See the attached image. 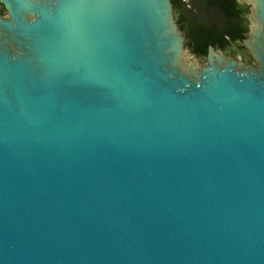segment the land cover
I'll return each mask as SVG.
<instances>
[{"label":"water","instance_id":"95a60500","mask_svg":"<svg viewBox=\"0 0 264 264\" xmlns=\"http://www.w3.org/2000/svg\"><path fill=\"white\" fill-rule=\"evenodd\" d=\"M239 1L254 64L192 61L171 0H0V264H264V0Z\"/></svg>","mask_w":264,"mask_h":264},{"label":"flooded vegetation","instance_id":"af4514ba","mask_svg":"<svg viewBox=\"0 0 264 264\" xmlns=\"http://www.w3.org/2000/svg\"><path fill=\"white\" fill-rule=\"evenodd\" d=\"M234 3L238 5L237 7L241 8L240 11L242 15V19H241L242 25L237 35L236 33L233 34L229 32H227V34L224 35L225 39L228 40L232 39L234 42L228 43L227 46H220L217 44V42L213 43L212 45L219 47L228 56L241 60L244 63L254 64V60L252 59L248 50L245 49V47L242 45V40L244 39V37L248 32L249 21L247 16L249 12V5L239 0H234ZM171 4H172L174 20L177 24V27L179 28L180 31H182L184 35V46L187 48L188 52L191 55H194L202 60L205 59L207 53V47L210 44H207L206 51L204 54L198 55L194 51L193 46L191 47L187 46L188 35L191 32L195 33L197 29L203 27V25L209 26L207 21L209 19H214V18L219 21L217 22L216 27L219 31H221L223 22L219 20L221 18V13L219 12V9L216 8L215 6H212L210 12H207L210 8L209 9L202 8L200 0L198 3L197 0H171ZM4 11L5 10L3 8V5L0 3V14H3ZM206 14H209V16H207ZM211 39L214 38H208V40Z\"/></svg>","mask_w":264,"mask_h":264},{"label":"trees","instance_id":"16d2710c","mask_svg":"<svg viewBox=\"0 0 264 264\" xmlns=\"http://www.w3.org/2000/svg\"><path fill=\"white\" fill-rule=\"evenodd\" d=\"M198 2L199 0H197V3ZM200 3L202 8H210L207 12H210L212 6L218 8L221 13V18L219 20L223 22V26L221 31H219L216 27L219 21L215 18L209 19L207 21L209 26L203 25V27L198 28L195 33L191 32L188 35L187 46H193L194 51L198 55L205 53L207 44L217 42L220 46H227L228 43L234 42L232 39H225L224 35L227 34V32L236 33L237 35L242 25L241 8L237 7L238 5L234 3V0H200ZM206 15L209 16V14ZM208 38L214 39L208 40Z\"/></svg>","mask_w":264,"mask_h":264},{"label":"rangeland","instance_id":"374dc122","mask_svg":"<svg viewBox=\"0 0 264 264\" xmlns=\"http://www.w3.org/2000/svg\"><path fill=\"white\" fill-rule=\"evenodd\" d=\"M186 55L192 60V61H197V62H199V63H203V61L205 60V59H199L198 57H196V56H194V55H190L188 52L186 53ZM205 62V61H204Z\"/></svg>","mask_w":264,"mask_h":264}]
</instances>
